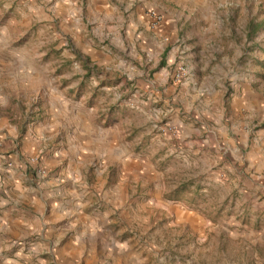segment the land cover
<instances>
[{
  "label": "rangeland",
  "instance_id": "1",
  "mask_svg": "<svg viewBox=\"0 0 264 264\" xmlns=\"http://www.w3.org/2000/svg\"><path fill=\"white\" fill-rule=\"evenodd\" d=\"M94 1L0 0V147L57 121L25 160L46 165L83 119L154 264H264V0Z\"/></svg>",
  "mask_w": 264,
  "mask_h": 264
},
{
  "label": "crops",
  "instance_id": "2",
  "mask_svg": "<svg viewBox=\"0 0 264 264\" xmlns=\"http://www.w3.org/2000/svg\"><path fill=\"white\" fill-rule=\"evenodd\" d=\"M93 3L96 8L104 5ZM246 97L243 103L250 108L261 104L255 92ZM60 128L57 121L41 123L35 136L22 141L13 154L6 155L8 149L0 147V264H154L135 229L125 225L127 211L120 198H111L108 186L104 188L106 182L114 185L108 181L109 170L119 174L122 166L110 165L115 138L107 141L80 119L67 135V146L49 150L46 165L27 164V155L41 151L47 138L62 134ZM250 136L260 150L251 147L249 165L264 168V130ZM40 166L48 173L42 175ZM115 181L118 186L124 179Z\"/></svg>",
  "mask_w": 264,
  "mask_h": 264
},
{
  "label": "built area",
  "instance_id": "3",
  "mask_svg": "<svg viewBox=\"0 0 264 264\" xmlns=\"http://www.w3.org/2000/svg\"><path fill=\"white\" fill-rule=\"evenodd\" d=\"M39 171L42 175H45L47 173V170L43 166L39 167Z\"/></svg>",
  "mask_w": 264,
  "mask_h": 264
}]
</instances>
